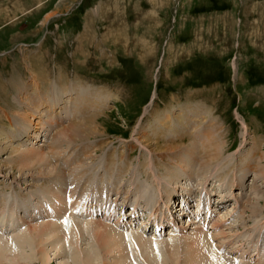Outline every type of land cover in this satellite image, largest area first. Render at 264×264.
<instances>
[{
	"label": "rangeland",
	"instance_id": "rangeland-1",
	"mask_svg": "<svg viewBox=\"0 0 264 264\" xmlns=\"http://www.w3.org/2000/svg\"><path fill=\"white\" fill-rule=\"evenodd\" d=\"M51 94L59 103L43 105L41 98L53 100ZM81 102L97 105L84 113L100 116L103 136L78 142L79 146L64 141L55 148L59 130L74 119H82L83 112L77 109ZM196 104L209 114L206 119L213 118L217 123L212 129L214 136L221 138L218 143L223 160L218 167L214 164L200 169L201 161H197L198 172H189L183 180L191 191L181 189L170 196L173 186H165L159 193L156 180L140 177L148 185L153 181L156 202L159 199L161 207L155 212L153 204L147 209L137 205V196L127 197L126 189L138 185H132V174L103 187V198L98 201L95 196L100 194L96 190L99 185L93 181L92 195L85 198L90 216L75 206L83 183L71 201L69 191L62 197L75 209L74 214L79 213L75 214L78 220L103 219L123 234L144 236V246H131L137 251L132 257L139 264H188L194 257L185 242L199 230L207 235L209 254L215 251L229 264L231 260L235 264H258V256L251 249L264 247V0H0V130L12 135L5 140L3 134L0 136V192L4 193L0 204L5 199L11 204L20 196L22 200L47 191L44 188L52 182L46 175L50 166H33L22 160L32 152L35 156L36 151H44L47 157L54 154L52 165H59L61 160L68 172L78 164L74 163L75 153L90 165H102L110 156L120 160L116 168L129 163L134 169L152 167L156 172L172 170L176 157L185 164L190 161L191 142L196 141L192 148L201 149V133L196 131L200 137L193 141L182 140L184 148L175 155H155L142 140L144 136L157 137L152 136V129L159 116L168 114L174 120L173 116L181 112L178 109L186 114L183 107ZM25 110L32 114L28 125ZM39 118L42 127L35 129ZM194 120L195 116L191 131L199 126ZM17 128L23 129L19 137L14 135ZM32 132L37 137L28 140ZM172 133V141L189 134L181 130ZM166 136L168 132L160 135L163 139ZM21 152L28 154L20 158ZM84 152L93 158L85 157ZM182 194L188 196L185 215L178 212L169 217ZM48 199L47 207L53 203ZM199 204H204L202 211H198ZM70 213H66V219ZM30 215L22 214L20 221L28 219L34 225L47 220ZM134 220L136 225L128 224ZM156 220L166 222L160 231L151 227L154 223L160 228ZM171 220L176 222L175 227ZM143 223L151 229L146 230ZM26 226L14 230L19 233ZM7 234L0 230V235ZM146 238H153L162 250L159 246L150 250L154 245H147ZM27 240L25 237L28 246L24 252L29 254L31 264H43V258L49 259L48 264H66V252L57 249L55 239L39 247ZM92 240L85 235L79 242L86 248L82 254L89 252ZM94 250L99 258L91 264H119V252ZM209 263H213L211 256H205L203 264Z\"/></svg>",
	"mask_w": 264,
	"mask_h": 264
},
{
	"label": "bare ground",
	"instance_id": "bare-ground-1",
	"mask_svg": "<svg viewBox=\"0 0 264 264\" xmlns=\"http://www.w3.org/2000/svg\"><path fill=\"white\" fill-rule=\"evenodd\" d=\"M64 93H66V92H64ZM58 95H59V97H61V95L59 93H58ZM51 96H52V98H54L53 100L50 99V97H47V98L42 97L40 102H43V105L50 104V107H52V105L58 104L59 102H57V101L59 99H56L55 96H53L52 94H51ZM92 107H97V105L93 104L92 102H86V103L81 102L78 104L77 109L82 110V112H83V115H81V117H79L82 119H74L75 120V121H73L74 123L71 122V123L63 126L61 128V130H59V133H57V135H59L60 137L57 140L55 148L60 146V144L64 143V141H66L65 143H67L68 145H72L73 143H76V142L77 143L78 142L82 143L84 141L87 142L88 140H91L93 138H98V137L103 136V133H102L103 128L101 127L102 124H98L99 118H97V116H99V115L91 114L88 116V115H85V113H84V112L90 110ZM30 108H27V109H30ZM183 108H185L187 110L186 114L185 113L181 114L182 109H178V110H181V112L179 111L180 113L178 115L173 116L174 120H171L172 118L167 116L168 114H165L164 116H159L158 121L156 120L157 121L156 127H154L152 129V134H153L152 136L157 135V137L153 138L151 136H149V137L144 136L142 141H144L146 143L147 147L151 148V151L154 154L156 152L155 155H157L159 153H166V155H170V154L175 155L176 152L178 153L182 148H184L183 146L185 145V142L183 143L182 140H187V138H192V141H193L196 137H200L199 133H201L202 136L204 135L203 136L204 137L203 142L202 141H201L202 143L200 142L201 143L200 144L201 149L198 148V150H197V148H192L194 143L196 142L194 140L193 142H191V145H190L191 149L188 150L189 151L188 156L190 158V161L187 160V161H185V164H184V163H182V161H180V158H178L176 156H175L176 157L175 158L173 156L175 159L178 160V161L177 160L176 161L179 164L175 163L174 165H176V166L172 167V170H170V169L167 171H161L160 170L161 173L159 171H157L160 175L152 167L149 168L150 170H152V172L149 173L148 168L144 169L143 167H141V169H134L131 167L132 165L129 163L127 165L125 164L124 167L118 166L116 168V165L118 164V162L120 160H118L115 157H110V156L107 158L106 162H102V165L98 164V163H94V162H93V164L91 163V165H90V164H87L86 161L83 159V157L80 156V153H79V155H78V153H75L74 163H78V164H75V166L73 164V166L69 169V172H68L67 168H66L67 169L66 170V169H63V167L61 166V163H63V161L61 162L60 159L59 160L61 163L59 162V165L58 164L52 165V162L56 161V160H54L55 159L54 154H51V157H50V155L47 157L43 153L44 151L42 153L36 151V152H34L35 156L32 152L33 157H34L33 158L32 154H30V153H29V155H31V156H29V155H28V157L24 156L25 154H28V153H26L27 151L23 152V153L21 152L22 154L19 155L20 158L22 157L21 155H23L25 158L22 160H26L27 163H30L33 166L38 165L40 163H41V166H42V164L43 165L48 164L50 166V169H49L48 173H46V175L47 174L50 175L49 180L52 182L48 183L47 189L44 188V190H47L46 192L44 191L45 193H43V191L41 193H37V194L32 193L31 196L27 195L22 200H21V196H20L17 199L11 200L13 202V203H11L12 205L8 202L7 199H5L0 204V230H2V233H3V231H5V233L8 232V234L6 236L0 235V264H31L32 261H31V259H29V254L24 252L26 245L28 246L27 243L25 244V241H24L25 237H28V239L35 244L34 247H39L40 245H42V243H45L46 241L48 242V240H51L52 238L55 239L57 241V242L54 241L55 244L57 245L59 243L57 245V249L60 248L59 250H61V248H62V249H64V252H66V253H64L68 259V260H65L66 264H80V262H84V264H91L92 261L97 260L99 258V255L96 253V250H94L95 248H98L99 251L101 250L102 252L104 250L109 251L111 253L115 252V254H116V252L117 253L119 252V256H118V258H119L118 263L119 264H139L137 262V259L132 257V255L135 254V252H137V251L131 246H133V244H134V247H135V245L137 246L135 248H138V247L140 248V244L142 245L143 243H145V241H143L144 236H142L138 233H136L137 235L135 234L136 236H134V234L131 232L127 233V234H123V232L120 231L118 229V227H113V226H110L109 224H106L105 222L102 221L103 219L93 220L92 218H90L91 220H83V219L78 220L79 217L77 218V215H75V214H79V213L74 214L73 211L75 209H72L70 205L68 206V202L73 199L74 195H76V190H77V187L80 185V183H83L84 189L81 192V195L80 196H78V194L76 195L79 197L80 201H78L77 204L75 203V206L76 205L79 206L80 209H82L83 213L88 214L90 216V215H92V212H91V210L88 209V206L86 205V200H85V198L88 195H92L90 193V190L92 189V185L90 183L92 182V184H93V181H94V182H96L94 184L95 186L99 185L98 187H96V190H97V192H100V194H98V196H95V200L98 201V200H101L103 198L102 197L103 187H105V186L110 187L111 184L118 183V181L120 180L121 177L130 176L131 174L133 176L132 177V182H133L132 185H134V183L135 184L138 183V185H134L133 187L130 185V188L132 187V190L130 189L131 191L129 190V188L126 189L127 197L137 196L138 199L135 200L137 205L138 204L144 205L147 209L150 208L148 205L153 204L152 208L153 209L155 208V212H158V210H160V208H161L160 205H158L159 199L156 202V198H157L156 190L159 193H161V190L163 187L167 186V189H168L170 186H173L172 187L173 190H171L170 196L171 195L174 196V195L178 194L177 191H180L181 189L186 190V191H191L189 186L188 185L186 186L185 182H184L185 184L183 183V180H186L187 177L189 176V172H190V174H194V173L196 174L198 172V169H200L204 166H210V165L212 166L214 164L216 167H218V165H220L222 163V160H223L222 159L223 156H221L223 149H222V146L219 145V143H218L221 138H219L218 135L215 137L214 135H216V134H213L214 128L212 129V127L217 125V123L215 122V119H213V118H210V120L206 119L207 118V116H206L207 112H204L203 110H201L202 109L201 105L196 104V106L190 105V106H186ZM168 113H170V112H168ZM5 114H7V112H5ZM24 114H26V117H24V116L23 117H24L25 123H27L25 125H28V124H30L29 123V119H30L29 116L32 114H30V112H28V110H25ZM74 114H75V112H74ZM207 115H209V114H207ZM194 116L197 119L196 121L194 120L195 121L194 123L199 124V126L197 127V129L195 128L193 131H191V129H192L191 127L194 124L192 125L190 122L193 121ZM41 118H43V119L45 118L44 112L41 114ZM156 121L154 120V122H156ZM41 124H42V121L39 118L37 120V125L35 126V129H39ZM209 125H211V126H209ZM179 130H181L182 133L183 132L189 133L188 136L181 138L180 141H177V140L172 141V138L174 137V135H173V133L171 134V132H178ZM2 131L3 130H0V136H2V134H3V136L1 137L3 140L10 138V136L12 137V135L3 133ZM14 131H15V129H14ZM14 131H11V132H14ZM190 131H191V133H190ZM196 131L199 133H197ZM167 132L169 133V136H166L167 137L166 139H163V138H165L164 136H163V138L160 137L161 134L166 135ZM19 133L20 134L23 133L22 128H17V130L14 133L15 137H19L20 136ZM35 137H37L36 132L29 133L28 140L30 138H35ZM54 142H56V141H54ZM1 143L2 142L0 141V144ZM79 143H78V146H79ZM86 144L84 146H86ZM102 146H103L102 144L99 145L100 148ZM55 148H54V150H56ZM64 151H66V150H64ZM38 153H39V155H38ZM195 153H196V155H195ZM84 154L86 155L87 152H84ZM122 155H123V153L120 154L119 159L122 157ZM87 156L88 155H86L85 157H87ZM113 156H114V154H113ZM89 157L93 158L92 155L88 156V158ZM194 158L196 159V161H194ZM22 160H20V161H22ZM197 161L198 162L201 161V162L199 163V165H200V166H198L199 168L195 169V167H197ZM165 163H167V162H165ZM32 165H30V166L28 165V166L31 167ZM157 170H158V168H157ZM39 173H40V171H39ZM51 175H53V176H51ZM60 175H62L61 177H63V178H61L59 180L58 178L60 177ZM140 177H144L146 179L150 178L151 180H156V190L151 183L153 181H151L150 184L148 185L147 183H144V181L141 182L139 180ZM125 178L126 177H124V179ZM130 180H131V178H130ZM41 188H43V187H41ZM67 191L70 192L69 201L65 200L64 197H62L63 194H65ZM186 193H189V192H186ZM1 194H4V193L0 192V195ZM206 194H207V196H210V193L208 191H206ZM221 196H223V194ZM47 198H49L48 200L51 199L53 201V203H52V201L50 202V204L52 203L53 210H51L52 209L51 205H49L47 207ZM35 199H37L36 200L37 202L34 205L33 201ZM87 199H89V198H87ZM181 199H182L181 201H177L179 203L177 204L176 210L172 211V209H170L171 212H170V214H168L169 217H170V215L172 216V214H174V213L177 214L178 212H179L178 215H180V214L185 215L186 203H187L188 196L182 194ZM83 200L85 202H83ZM105 200H106V198H105ZM209 200H210V198H209ZM19 201H21V202H19ZM202 201H204V197H203ZM38 202H40V203H38ZM207 202H209V201H207ZM203 205L202 206H201V204L198 205V207H199L198 211H202ZM34 207H36L38 209H36ZM42 207H43L44 211L41 209ZM76 208H78V207H76ZM7 211L9 213H6ZM41 211H43V212H41ZM68 212H71L69 214L70 218L66 219V213H68ZM18 213H20V215H18ZM30 213H31L30 217L37 218V217H44L45 216L47 218V220L41 224H35V222H34V225H32V224H30V222H31L30 220L27 219V221L25 222L23 219L21 221H23L24 223H22L20 221V217H22V214H24L25 216H29ZM111 217H112V215H111ZM196 218H198V216ZM156 223L158 224V226L160 227L159 229L161 230L162 227H164V224L166 222L164 223V220H156ZM169 223L173 224L172 225L173 227L176 226V222L174 220H171ZM197 223H199V220L197 221ZM22 224L27 225L25 230L22 227L23 231L19 229L21 232L16 233L14 228H18V227L20 228L22 226ZM121 224H123L122 220H121ZM128 224L136 225V222L134 220V221L129 222ZM167 224H168V222H167ZM144 226H145V229L148 228L143 223V227ZM173 230L174 229H172V231ZM253 230H254V228H253ZM85 235L86 236L88 235V237L90 236V238L93 239L92 241H94V243H96V244H94V243L90 242V244H89L90 246L87 245L88 246L87 249H89L88 250L89 252H86L87 253L86 255L82 254L83 252H85L86 248L84 250L82 248V246L79 245V242L81 243V241L85 240ZM148 239L146 238V240H148L149 242L151 241V243H148V241H147L146 244L147 245L148 244L154 245V247L152 246L150 248V250L151 249L153 250V248H156L158 246H159L158 248L161 247V245L157 246V242H154L153 238H148ZM206 239H207V235H206V233H204V230H199V231H197V233L194 234V236L191 238L190 241L185 242V245L187 247L191 248V250H193V252H191V257H194L192 259V261L189 262L188 264H203V260H205V256L207 259H208V257L211 256L212 261H213L212 264H229L228 263L229 260H227L226 258L223 259L224 258L223 256H222L223 258H221V256L217 255V252L214 251V255L209 254V252H207L208 247H206L207 246L206 245ZM29 240H27V241H29ZM60 243H61V245H60ZM24 244H25V246H24ZM169 245L167 247H169ZM142 246H144V245H142ZM30 247H31V245H30ZM78 247H80V248H78ZM145 247H143V248H145ZM148 247H150V246H148ZM252 247H254V246H252ZM231 248H233V247H231ZM78 250L80 251V253L78 252ZM160 250H162V249L160 248ZM251 250H254V252L258 256L257 261H260L258 264H264V247H257V248L255 247V249L253 248ZM171 251H173V250H171ZM163 253H164V251H163ZM174 253H175V251H174ZM211 253H213V252H211ZM79 254H81V255H79ZM171 257H174V255L173 256L171 255ZM199 257H200V259H199ZM253 257H255V255ZM156 259H158V258H156ZM161 259H163V258H161ZM48 261H49L48 258H43V262L42 261L41 262L43 264H48L49 263ZM209 261H211V260L209 259ZM62 263H64V262H62ZM230 264H235V263H234V261L231 260ZM237 264H240V263H237Z\"/></svg>",
	"mask_w": 264,
	"mask_h": 264
}]
</instances>
